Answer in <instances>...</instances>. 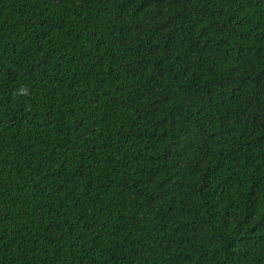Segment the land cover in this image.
I'll return each instance as SVG.
<instances>
[{
  "label": "trees",
  "instance_id": "trees-1",
  "mask_svg": "<svg viewBox=\"0 0 264 264\" xmlns=\"http://www.w3.org/2000/svg\"><path fill=\"white\" fill-rule=\"evenodd\" d=\"M0 264H264V0H0Z\"/></svg>",
  "mask_w": 264,
  "mask_h": 264
}]
</instances>
